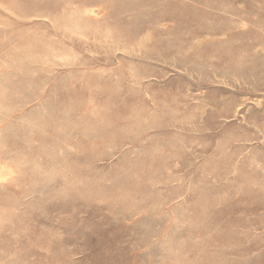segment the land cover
Segmentation results:
<instances>
[{
	"label": "rangeland",
	"instance_id": "rangeland-1",
	"mask_svg": "<svg viewBox=\"0 0 264 264\" xmlns=\"http://www.w3.org/2000/svg\"><path fill=\"white\" fill-rule=\"evenodd\" d=\"M0 264H264V0H0Z\"/></svg>",
	"mask_w": 264,
	"mask_h": 264
}]
</instances>
